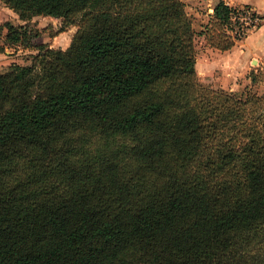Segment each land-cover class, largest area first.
<instances>
[{"label": "trees", "instance_id": "trees-1", "mask_svg": "<svg viewBox=\"0 0 264 264\" xmlns=\"http://www.w3.org/2000/svg\"><path fill=\"white\" fill-rule=\"evenodd\" d=\"M1 1L78 28L3 24L37 52L0 73V264H264V95L201 83L186 3ZM263 21L215 0L199 34Z\"/></svg>", "mask_w": 264, "mask_h": 264}, {"label": "rangeland", "instance_id": "rangeland-1", "mask_svg": "<svg viewBox=\"0 0 264 264\" xmlns=\"http://www.w3.org/2000/svg\"><path fill=\"white\" fill-rule=\"evenodd\" d=\"M187 11L197 32L196 47V69L201 83L216 89H223L240 97H246L251 91L258 95H264V47L255 48L247 37L256 29L250 31L249 35L241 39L231 50L220 51L207 45L203 36L199 33L202 26L207 23L213 13L215 0H183ZM233 6L244 4L235 3V0H226ZM256 11L259 10L254 4H250ZM4 12L0 16L1 26L6 21L15 25L28 24L30 27L42 31L41 36L32 40L34 44L47 43L55 48H67L77 31V25H69L65 31L58 33L62 25V19L51 16H34L29 20H22L12 9L1 8ZM260 13V12H259ZM262 15V14H261ZM264 22V21H263ZM0 26V28H1ZM54 34H57L54 36ZM6 44L0 40V51L5 50ZM37 50L25 48L21 45H12L0 55V73L5 72L10 64H30L32 55Z\"/></svg>", "mask_w": 264, "mask_h": 264}, {"label": "crops", "instance_id": "crops-1", "mask_svg": "<svg viewBox=\"0 0 264 264\" xmlns=\"http://www.w3.org/2000/svg\"><path fill=\"white\" fill-rule=\"evenodd\" d=\"M235 3H239V4H244V3L254 4L256 6V8L259 10L260 14L264 15V0H235ZM1 8L7 9V10H11V8H9L8 6H6L0 0V9ZM3 14H4V12H2V10H0V16L1 15L3 16ZM1 20H3V17L1 18ZM6 20L7 19H5V22H8ZM1 24L2 23H0V25ZM6 35H7V28L3 26L0 29V40L3 41V43H5ZM247 38L250 39V41L253 43V45H254L255 48H258L259 49L261 47H264V22H263V24L259 28H257L255 31H253ZM7 48L8 47L5 46V50L6 51H0V55L3 52H5V54H7Z\"/></svg>", "mask_w": 264, "mask_h": 264}]
</instances>
